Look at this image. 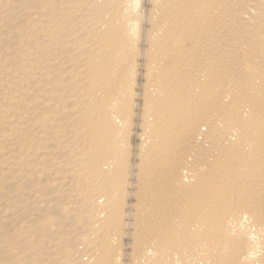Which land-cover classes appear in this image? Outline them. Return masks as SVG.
I'll use <instances>...</instances> for the list:
<instances>
[{
    "label": "bare ground",
    "instance_id": "1",
    "mask_svg": "<svg viewBox=\"0 0 264 264\" xmlns=\"http://www.w3.org/2000/svg\"><path fill=\"white\" fill-rule=\"evenodd\" d=\"M0 264H264V0H0Z\"/></svg>",
    "mask_w": 264,
    "mask_h": 264
}]
</instances>
